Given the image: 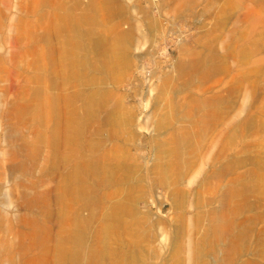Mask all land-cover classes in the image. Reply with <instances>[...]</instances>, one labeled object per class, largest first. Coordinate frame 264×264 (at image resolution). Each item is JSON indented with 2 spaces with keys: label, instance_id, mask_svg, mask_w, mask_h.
I'll list each match as a JSON object with an SVG mask.
<instances>
[{
  "label": "rangeland",
  "instance_id": "obj_1",
  "mask_svg": "<svg viewBox=\"0 0 264 264\" xmlns=\"http://www.w3.org/2000/svg\"><path fill=\"white\" fill-rule=\"evenodd\" d=\"M0 264H264V0H0Z\"/></svg>",
  "mask_w": 264,
  "mask_h": 264
}]
</instances>
